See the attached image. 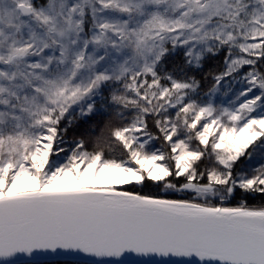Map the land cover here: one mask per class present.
I'll return each instance as SVG.
<instances>
[{
  "label": "snow or ice",
  "instance_id": "6c2138e0",
  "mask_svg": "<svg viewBox=\"0 0 264 264\" xmlns=\"http://www.w3.org/2000/svg\"><path fill=\"white\" fill-rule=\"evenodd\" d=\"M255 199L264 0H0V264H264Z\"/></svg>",
  "mask_w": 264,
  "mask_h": 264
},
{
  "label": "trees",
  "instance_id": "16d2710c",
  "mask_svg": "<svg viewBox=\"0 0 264 264\" xmlns=\"http://www.w3.org/2000/svg\"><path fill=\"white\" fill-rule=\"evenodd\" d=\"M248 203H249L250 207H260V206L264 205V200L255 199V200H250ZM236 204H237V201H232L231 206H236Z\"/></svg>",
  "mask_w": 264,
  "mask_h": 264
},
{
  "label": "water",
  "instance_id": "95a60500",
  "mask_svg": "<svg viewBox=\"0 0 264 264\" xmlns=\"http://www.w3.org/2000/svg\"><path fill=\"white\" fill-rule=\"evenodd\" d=\"M53 259H56V258L54 257ZM59 259H61V261L63 260V258H59Z\"/></svg>",
  "mask_w": 264,
  "mask_h": 264
}]
</instances>
